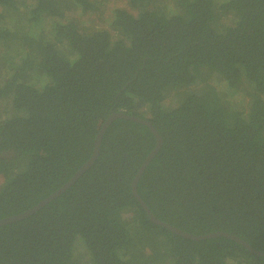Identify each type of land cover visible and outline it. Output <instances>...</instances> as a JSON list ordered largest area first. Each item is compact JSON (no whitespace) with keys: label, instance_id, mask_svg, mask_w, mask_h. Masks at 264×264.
<instances>
[{"label":"trees","instance_id":"16d2710c","mask_svg":"<svg viewBox=\"0 0 264 264\" xmlns=\"http://www.w3.org/2000/svg\"><path fill=\"white\" fill-rule=\"evenodd\" d=\"M126 2L111 34L71 11L103 0H0V219L67 183L124 112L160 137L136 183L150 212L264 252V0ZM155 144L113 119L85 171L0 225V264H264L146 216L131 184Z\"/></svg>","mask_w":264,"mask_h":264},{"label":"water","instance_id":"95a60500","mask_svg":"<svg viewBox=\"0 0 264 264\" xmlns=\"http://www.w3.org/2000/svg\"><path fill=\"white\" fill-rule=\"evenodd\" d=\"M115 118H124V119H129V120H133L136 122H140V123H144L146 126H148L150 128V130L152 131V133L154 134L155 138H156V144L155 147L153 148V150L145 157L144 161L142 162L139 170L137 171L133 182L131 184L132 187V193L133 196L136 198V200L139 202L140 206L142 207V209L145 211L146 216L155 224L166 228L178 235H180L183 238H190V239H194V240H200V239H206V238H211V237H217V236H223L226 238H230L232 240H235L236 242L240 243L241 245L245 246L250 252L259 255V256H263L264 257V252L260 251V250H256L252 247H250L246 242H244L243 240H241L239 237L233 235V234H229L226 232H222V231H217V232H212V233H206V234H200V235H196V234H191L188 232H185L175 226H172L166 222H163L159 219H157L149 210V208L145 205V203L143 202V200L139 197L137 191H136V183L137 180L140 176V174L142 173L144 167L146 166V164L148 163V161L151 159V157L153 156V154L158 150V147L160 145V137L157 133V131L155 130V128L151 125V123L148 120L145 119H141L140 117L137 116H132V115H128L125 114L124 112H117V113H112V115H110L105 122L102 124V127L100 129V132L98 133L96 139H95V143H94V150L93 153L91 155V157L75 172V174L71 177V179L65 183L63 186H61L59 189H57L56 191H54L53 193H51L49 196H47L45 199L41 200L36 206L29 208L25 211H23L22 213L19 214H15L12 216H7L5 218H1L0 219V225L5 224V223H10V222H14L17 221L21 218L26 217L27 215H29L31 212L35 211L36 209H38L42 204H44L46 201H48L50 198L54 197L55 195L61 193L70 183H72L83 171H85L94 161L96 155H97V151H98V144H99V138L101 136V134L103 133V131L107 128V126L110 124V122L115 119Z\"/></svg>","mask_w":264,"mask_h":264},{"label":"rangeland","instance_id":"374dc122","mask_svg":"<svg viewBox=\"0 0 264 264\" xmlns=\"http://www.w3.org/2000/svg\"><path fill=\"white\" fill-rule=\"evenodd\" d=\"M104 5L100 6L98 10L88 11L85 13H80L79 10H71L72 15L76 20H78L81 26H84L87 29L91 28H105L111 34H114V30L112 29V10L115 7H122L129 9L133 12L134 9H130L126 0H103ZM38 27H42L40 22L36 24ZM170 99V98H168ZM81 245V243L79 244ZM80 250L83 252V247H80Z\"/></svg>","mask_w":264,"mask_h":264}]
</instances>
